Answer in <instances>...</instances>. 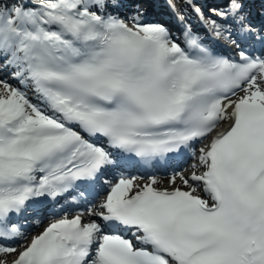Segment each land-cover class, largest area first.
<instances>
[{
	"label": "snow or ice",
	"instance_id": "snow-or-ice-1",
	"mask_svg": "<svg viewBox=\"0 0 264 264\" xmlns=\"http://www.w3.org/2000/svg\"><path fill=\"white\" fill-rule=\"evenodd\" d=\"M121 6L0 0V68L20 85L0 79V257L15 254L11 264H264V51H248L264 46V28L248 21L244 0L210 9L208 31L235 45L237 59L215 53L190 26L182 47L141 12L126 23L110 11ZM222 124L227 129L217 132ZM197 142L191 175L170 180L179 176L187 190H160L154 176L141 186L119 173L115 183L104 181L99 210L88 209L104 225L84 223L83 213L64 216L24 243L16 217L30 202L67 197L121 158L145 166L182 152L195 159Z\"/></svg>",
	"mask_w": 264,
	"mask_h": 264
},
{
	"label": "bare ground",
	"instance_id": "bare-ground-1",
	"mask_svg": "<svg viewBox=\"0 0 264 264\" xmlns=\"http://www.w3.org/2000/svg\"><path fill=\"white\" fill-rule=\"evenodd\" d=\"M176 5L179 7H181V3L179 0H174ZM194 3H196V0H193ZM208 1H211V0H204V4H206ZM160 2H163L162 0H120V3H121V7L120 8H116V12H125L126 14H131V10L130 9H135L137 6L140 10H147V12H143V14H146V15H149V16H152L154 13L157 12L159 8V5H156V3H160ZM215 2H219V1H215ZM199 3L201 4V2L199 1ZM264 5V0H259L256 4H250V3H245V9L246 8H250V12H249V15H248V18L250 20H256L257 19V14L255 13H259V9L255 8L256 6H260V5ZM150 5H153V6H150ZM219 5V4H217ZM188 5L185 3L184 4V8H185V11L189 14V17L194 21L195 24H198L199 25V20L201 18L200 15L194 13L190 8L187 7ZM158 9H157V8ZM213 7H216V6H213ZM252 8H255L254 11L252 10ZM161 13L163 12H166L167 14H169V11H163V10H160ZM168 16V15H167ZM223 125V124H222ZM200 155V151L198 150V154L197 156ZM199 158V157H198ZM198 161V160H197ZM191 171H192V167L191 168H188L187 169V172L183 173L185 177H188L191 175ZM163 176H165V173L163 174ZM139 177H142V174L139 175ZM171 180V179H170ZM170 180H167L165 179L164 181L162 182H157L156 185L162 187V188H168V187H176V186H183L182 185V182L179 178V176L176 177V182L175 184H171L170 183ZM150 182V181H149ZM148 182V183H149ZM136 184L138 185H141L143 186V183H144V180H140L139 178L136 179L135 181ZM135 189H133L134 191ZM14 255L15 254H11V255H7L6 257H0V259H7L9 261V264H11V261L14 259Z\"/></svg>",
	"mask_w": 264,
	"mask_h": 264
},
{
	"label": "rangeland",
	"instance_id": "rangeland-1",
	"mask_svg": "<svg viewBox=\"0 0 264 264\" xmlns=\"http://www.w3.org/2000/svg\"><path fill=\"white\" fill-rule=\"evenodd\" d=\"M136 8L138 9V6H137ZM198 149H200V145L196 148V151H197ZM197 152H198V151H197Z\"/></svg>",
	"mask_w": 264,
	"mask_h": 264
}]
</instances>
